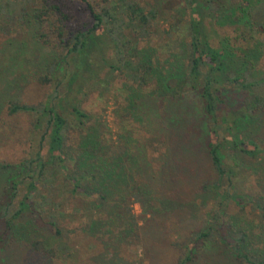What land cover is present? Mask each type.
Masks as SVG:
<instances>
[{"label": "trees", "instance_id": "trees-1", "mask_svg": "<svg viewBox=\"0 0 264 264\" xmlns=\"http://www.w3.org/2000/svg\"><path fill=\"white\" fill-rule=\"evenodd\" d=\"M83 1L87 19L81 22L63 0H40L29 14L34 21H48L40 35L60 54L48 61L47 73L63 70L64 81L53 82L44 73L41 82L51 85L45 98L36 104H7L9 115L34 116L39 137L27 157L15 164L0 160V170L6 172L0 199L4 232L34 213L44 219L49 234L29 241L31 248L49 257L71 255L53 213L62 202L58 187L42 181L45 165L53 164L68 182L70 198L92 204L93 214L81 221L82 232L99 243L136 242L146 264L160 258L167 259L165 264H222L216 256L223 252L225 264H264V168H246L256 180L247 191L237 174V158L231 154L226 160L230 150L256 163L264 156L263 137L249 129L264 123V73L250 76L258 34L264 33V0H181L186 19L174 24L176 36L166 31L168 41L161 50L131 44L125 31L148 35L145 27L155 19L154 8L136 0H100L98 8ZM18 13L21 21L24 11ZM212 25L236 29L218 36ZM124 46L133 61L121 52ZM109 49L112 56L106 55ZM104 71L122 74L126 90V123L116 134L113 152L105 126L81 109L77 99L93 91ZM187 93L195 98L201 128L180 107ZM130 120L145 126L149 136ZM148 139L165 146L158 163L148 156ZM21 184L24 191L17 199ZM196 196L204 209L211 197L232 201L239 210L228 220L223 207L204 210L203 224L194 226L191 214L200 206ZM134 203L140 206L142 224ZM246 206L255 219L247 217ZM20 232L24 230L12 233Z\"/></svg>", "mask_w": 264, "mask_h": 264}, {"label": "rangeland", "instance_id": "rangeland-1", "mask_svg": "<svg viewBox=\"0 0 264 264\" xmlns=\"http://www.w3.org/2000/svg\"><path fill=\"white\" fill-rule=\"evenodd\" d=\"M63 1L71 7L74 19L76 18L80 22L87 19L83 0ZM87 1L94 5L95 8H98L97 5L100 6L101 4L100 0ZM136 1L145 6L146 9L150 7L154 8L156 16L145 27L148 35H144V33L140 35L138 33L139 29L137 31L133 29L130 31L125 30L129 42L139 45L148 44L161 50V46L168 41L166 31L175 32L174 36H176L177 31L174 24H181L186 19L187 10L179 7L181 0ZM39 3L40 0H0V4L3 5V9L0 11V160L9 164H15L21 158L29 155L30 149L34 145L36 147L39 132L33 129L32 122L34 116L32 114L22 112L9 115L7 104H36L45 98L46 94L50 91L51 85L41 82L40 76L49 71L46 67L48 61L50 62L55 58V55L60 54L49 42L44 41L40 35L41 32L47 30L48 21L41 20L37 22L29 16L30 12L38 7ZM19 11H24L21 21H18ZM212 27L216 29L218 36H223L224 34L232 35L231 31H233V28L234 31L236 29L232 25L219 27L212 25ZM258 37L259 43L255 45L257 46L255 49L258 50V53L254 60L255 65L250 72L252 78H258L261 76L260 74L264 73V33L258 34ZM216 41L217 38L215 37L213 42ZM121 52L126 59L134 60L127 53L128 51L125 46L121 47ZM112 54H114L112 49L106 52L107 56H112ZM62 72L63 70H60L52 75L47 74L52 78L53 82H63L64 77ZM99 78L100 81L98 80L99 82L95 83L93 91L79 95V97L77 96L78 105L81 109L90 113L98 123L101 122L105 126L106 138L109 140L111 152H113L117 146L115 140L116 134L121 129L122 123H126V121L124 122L125 117L122 113V110L126 106L124 103L126 96V90L123 86L124 78L122 74L106 73L105 71L99 74ZM58 89L60 93L63 92V83L59 84ZM146 100L153 102L150 98ZM180 107L189 112L191 123L194 126L200 127L201 116L197 112L194 96L187 93ZM144 110H147V107ZM262 117L264 121V116ZM131 125L138 129L144 137L149 136L145 126L135 121L131 122ZM249 129H255L252 131L257 132L259 136L263 137V141L260 143L264 146V123L262 128L254 124ZM199 136L196 135V138ZM193 141L199 143L198 139H193ZM147 143L149 144V148L147 146L149 158L153 163H158L160 154L164 152L165 146L152 139H148ZM46 146L45 144L41 147V153L45 151ZM231 154L240 163L237 174L243 188H245L244 190H252L256 181L255 174L250 175L249 173L252 171L250 172L246 168L256 165H258V167L256 166L258 169L264 168V156L256 163L252 158L246 156V154L242 152L234 153L230 150L226 156V160L229 159ZM5 175L6 172L0 170V199L4 192ZM42 181L48 186L54 184V186L58 187L62 202L53 213L59 218L58 226L62 228V233L65 234L63 240L71 255H67L64 252L61 255H56V257H49L43 254V252L34 251L31 248L29 241L42 239L43 236L49 234V229L44 219L31 213L25 214L15 224L14 232L16 229L24 230V233L20 232L19 236L12 233L13 231L4 232V227L0 223V264H146V260L142 257V248L138 243H118L115 245V242L105 240L104 243L106 245H104L102 241L99 243L97 238L82 232L81 225L83 223L81 221L83 220L86 223L93 214L92 204L78 197L70 198V186H67L68 182L61 178L56 166L53 164L45 165ZM23 186L22 184L19 185L17 199L23 194ZM42 191L47 193L45 187L42 188ZM195 201L198 205L201 204V200L197 196ZM205 202V209L200 205L191 214L190 223L192 225L203 224V221L206 219V217L202 216L204 210L208 211L223 207V211L227 216L225 219L227 220L229 216L239 210V207L232 201L223 203L222 201L218 202L216 199L208 197ZM244 210L248 218H256L255 214L250 211L249 206H246ZM133 212L138 217L139 224H142L143 218L141 217V209L138 203L133 204ZM180 250L183 254L184 250L181 246ZM224 256H227L224 252L216 256L222 260V264H225ZM166 260L165 258H160L155 263L165 264ZM203 262V260H200L195 264H204Z\"/></svg>", "mask_w": 264, "mask_h": 264}]
</instances>
